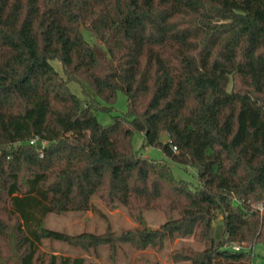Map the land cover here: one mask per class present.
<instances>
[{"label":"trees","instance_id":"16d2710c","mask_svg":"<svg viewBox=\"0 0 264 264\" xmlns=\"http://www.w3.org/2000/svg\"><path fill=\"white\" fill-rule=\"evenodd\" d=\"M118 91L126 110L102 124L94 113L109 114ZM136 132L200 185L143 157ZM95 199L135 224L44 226L47 213L106 218ZM263 203L264 0H0V264H94L43 250L45 239L95 257L105 246L101 264H116L122 245L161 251L186 237L203 248L180 246L171 260L252 264L232 245H264ZM146 210L165 220L151 227Z\"/></svg>","mask_w":264,"mask_h":264},{"label":"rangeland","instance_id":"374dc122","mask_svg":"<svg viewBox=\"0 0 264 264\" xmlns=\"http://www.w3.org/2000/svg\"><path fill=\"white\" fill-rule=\"evenodd\" d=\"M84 34L88 40H94V38L89 36V34L86 32ZM50 62L57 71H62L58 60H51ZM69 88L73 93H76L81 97L85 96L83 93V87L79 82L69 83ZM87 92L92 94L90 89H87ZM116 98L117 99L114 109L109 114L100 110L94 113L102 124H108L111 121L112 117L110 114L122 113L126 110L127 98H125L124 94L121 91H118ZM163 138L166 139L165 137ZM132 146L133 148L137 149L143 157L145 156L155 161H162L168 164L172 169L174 178L189 184V188L195 189L200 185L199 181L196 179L194 168L179 163L175 164L168 160L163 151L159 148L145 146L144 136L142 133L136 132L132 136ZM95 203L100 211L106 216V218L99 215L98 212L94 213L92 211L66 212L61 214L47 213L45 216L44 226L56 230H64L68 233H79L80 231L96 233L102 232L105 229L107 223L109 224L110 229L115 231L129 228L135 224L130 215L127 214L126 210L122 206L118 205L112 210H108V208H106L98 199H95ZM257 206H259V204H257ZM143 215L145 216L148 225L155 228L165 220L164 214L160 211L146 210ZM222 226L223 225L219 217L214 221V226L212 229L213 236L215 238L221 237L223 231ZM180 246H190L196 250L203 248L202 244L195 242L192 237L180 239L174 238L173 240H168L165 242L163 250L161 251H156L151 248H146L144 251H135L126 245H122V247L118 248L117 251L116 264H132L133 258L139 256L149 258L152 261H156L158 264H189L187 261L180 260L177 262L169 258L168 253L173 249L179 248ZM232 246L238 245L233 244ZM41 248L43 250L47 249L58 254L72 256L81 254L86 256L87 259L94 264H101L108 253V250H106L105 246H100L98 248V256L95 257L93 254L87 255L82 250L70 247L64 243L49 241L46 239L42 242ZM239 248L243 249L249 254V260L252 262V264H264V245L255 243L252 247L244 248L239 246Z\"/></svg>","mask_w":264,"mask_h":264},{"label":"built area","instance_id":"2783aa9c","mask_svg":"<svg viewBox=\"0 0 264 264\" xmlns=\"http://www.w3.org/2000/svg\"><path fill=\"white\" fill-rule=\"evenodd\" d=\"M35 141V138L34 139H32L30 142H34ZM174 150H175V147L173 148ZM264 204V203H263ZM263 204H260L259 206H258V208H259V210L261 211V209H262V207H263ZM235 249H239V246H233Z\"/></svg>","mask_w":264,"mask_h":264}]
</instances>
